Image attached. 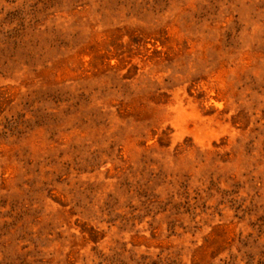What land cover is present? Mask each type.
I'll list each match as a JSON object with an SVG mask.
<instances>
[{
    "label": "rangeland",
    "instance_id": "1",
    "mask_svg": "<svg viewBox=\"0 0 264 264\" xmlns=\"http://www.w3.org/2000/svg\"><path fill=\"white\" fill-rule=\"evenodd\" d=\"M0 264H264V0H0Z\"/></svg>",
    "mask_w": 264,
    "mask_h": 264
}]
</instances>
